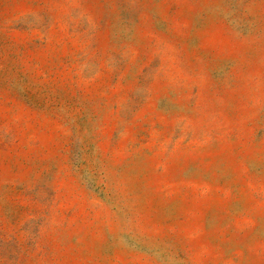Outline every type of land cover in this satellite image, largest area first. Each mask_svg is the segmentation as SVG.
<instances>
[{"label":"rangeland","instance_id":"374dc122","mask_svg":"<svg viewBox=\"0 0 264 264\" xmlns=\"http://www.w3.org/2000/svg\"><path fill=\"white\" fill-rule=\"evenodd\" d=\"M0 264H264V0H0Z\"/></svg>","mask_w":264,"mask_h":264}]
</instances>
